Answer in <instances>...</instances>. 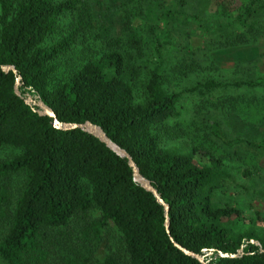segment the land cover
Wrapping results in <instances>:
<instances>
[{
  "label": "trees",
  "instance_id": "obj_1",
  "mask_svg": "<svg viewBox=\"0 0 264 264\" xmlns=\"http://www.w3.org/2000/svg\"><path fill=\"white\" fill-rule=\"evenodd\" d=\"M215 1L0 0V68L16 73L0 70V264H200L173 244L205 264H264V237L232 231L239 213L223 201L230 176L221 161L163 146L179 136L169 121L180 96L163 87L171 75L191 80L187 93L201 99L221 84L205 76L203 49L176 44L188 54L177 68L165 65L161 46L191 33L210 47L245 41L264 26V0H238L232 11L236 0ZM194 2L215 6L200 17L187 13ZM93 24L105 45L85 36ZM237 86L264 88V75ZM26 97L60 123L98 126L124 150L166 204L168 234L163 208L124 158L85 132L54 128ZM209 128L226 147L264 150V141L227 140L215 121Z\"/></svg>",
  "mask_w": 264,
  "mask_h": 264
},
{
  "label": "rangeland",
  "instance_id": "obj_2",
  "mask_svg": "<svg viewBox=\"0 0 264 264\" xmlns=\"http://www.w3.org/2000/svg\"><path fill=\"white\" fill-rule=\"evenodd\" d=\"M237 1L229 3L227 8L234 10ZM215 2L222 3L220 0ZM193 5L187 13H196L200 17L209 14L215 6L203 2H194ZM100 11L103 13V10ZM122 16L123 14H117L110 17L114 29L124 39L128 26L120 23ZM94 25L85 36L96 46H103L104 42L93 38L92 34L99 32ZM260 27L262 29L248 35L245 41H227L214 47H210L207 39L201 40L200 34L191 33V37L176 35L171 41L175 47L162 45L160 55L165 65L169 61L178 65V68L180 59H183L182 54H188L177 52L176 44L180 46L179 49L181 45H185L187 51L203 49L206 54L202 65L205 76L221 84L208 98L201 99L187 93L192 87L189 86L191 80L178 82L171 75L170 82L167 83L169 86L163 87L180 96L176 116L169 121L177 127L179 136L166 141L163 146L182 154H190L193 148L203 149L219 159L230 176V192L223 201L235 206L239 213L238 219L231 225L233 233L253 230L255 235L264 237V150L242 144L226 147L210 133L209 128V124L215 121L227 140L238 138L251 143L264 141V88L237 86L241 81L264 75V26ZM103 250L104 241L97 254L102 255Z\"/></svg>",
  "mask_w": 264,
  "mask_h": 264
},
{
  "label": "water",
  "instance_id": "obj_3",
  "mask_svg": "<svg viewBox=\"0 0 264 264\" xmlns=\"http://www.w3.org/2000/svg\"><path fill=\"white\" fill-rule=\"evenodd\" d=\"M0 70L4 73L7 72H12L13 74L15 73V70L13 67L11 66H6V67H1ZM19 85V79L16 77L15 81H14V86H13V91L14 94L18 96V92H17V86ZM24 103L30 107H35L37 108L36 113L39 116H47L50 117L52 119V126L56 129H59L61 131H70V130H75L78 129L82 132H85L91 136H93L94 138H96L99 142H101L108 150H110L112 153H114L116 156L120 157V158H124L127 162V165L130 167L131 172H132V179L133 182L136 183L139 187H141L143 190H145L146 192L150 193L154 199L156 200V202L163 208V212H164V228L166 231V234H168L167 232V219H166V214H167V206L166 204H164L162 202V200L158 197V195L156 194V192L154 191V189L150 186L149 182H147L143 177H141L138 174L137 169L135 168V166L133 165L132 161L130 160L129 156L127 155V153L120 149L117 145H115L114 143H112L103 133V131L96 125H93L89 122H84L82 124H70V123H60L56 120L54 114L46 107L44 106L39 100H33L30 97H26L24 99ZM250 243H253L254 245L258 246V243L255 241H250ZM173 246L179 250L180 252H182L184 255L189 256L193 259H195L196 261H198L200 264H205L203 262V257L202 256H197L193 253H190L184 249H182L181 247H179L176 244H173ZM259 251L262 252V249L259 248ZM238 253H240V249L238 250ZM223 257H227L226 254L221 255ZM229 257H235L233 255H230Z\"/></svg>",
  "mask_w": 264,
  "mask_h": 264
}]
</instances>
